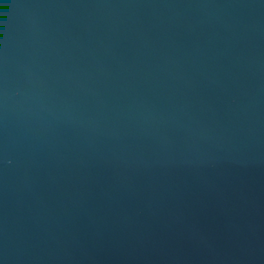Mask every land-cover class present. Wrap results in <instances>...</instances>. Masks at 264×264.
<instances>
[{
    "label": "water",
    "instance_id": "obj_1",
    "mask_svg": "<svg viewBox=\"0 0 264 264\" xmlns=\"http://www.w3.org/2000/svg\"><path fill=\"white\" fill-rule=\"evenodd\" d=\"M0 264H264V0H0Z\"/></svg>",
    "mask_w": 264,
    "mask_h": 264
}]
</instances>
